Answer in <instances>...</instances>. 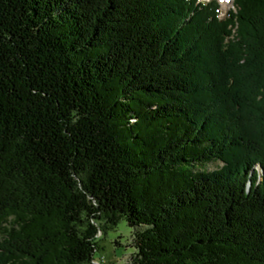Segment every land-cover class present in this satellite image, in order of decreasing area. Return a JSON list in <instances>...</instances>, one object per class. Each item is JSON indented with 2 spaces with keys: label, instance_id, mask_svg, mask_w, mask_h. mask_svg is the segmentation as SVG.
<instances>
[{
  "label": "trees",
  "instance_id": "1",
  "mask_svg": "<svg viewBox=\"0 0 264 264\" xmlns=\"http://www.w3.org/2000/svg\"><path fill=\"white\" fill-rule=\"evenodd\" d=\"M232 6L0 0V264L121 219L131 264H264V0Z\"/></svg>",
  "mask_w": 264,
  "mask_h": 264
},
{
  "label": "rangeland",
  "instance_id": "2",
  "mask_svg": "<svg viewBox=\"0 0 264 264\" xmlns=\"http://www.w3.org/2000/svg\"><path fill=\"white\" fill-rule=\"evenodd\" d=\"M208 2L211 0H201ZM219 2L220 17L232 9V0H216ZM220 167V163H212L206 167L207 171ZM135 230L130 228L125 220L121 219L114 227L108 228L103 233L98 232L95 236L96 250L93 253L92 264H131V258L135 253L133 244Z\"/></svg>",
  "mask_w": 264,
  "mask_h": 264
}]
</instances>
